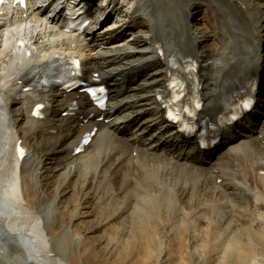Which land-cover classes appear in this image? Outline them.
Listing matches in <instances>:
<instances>
[{
  "label": "bare ground",
  "instance_id": "bare-ground-1",
  "mask_svg": "<svg viewBox=\"0 0 264 264\" xmlns=\"http://www.w3.org/2000/svg\"><path fill=\"white\" fill-rule=\"evenodd\" d=\"M61 1L28 0L23 7L11 1L0 8L2 262L70 264L64 243L67 228L63 232L51 234L52 241L49 235L54 226L51 223L57 217L53 215L60 216L56 211L59 195L54 198L51 194L41 195L45 188L46 169L51 164L58 170L56 176L71 179L83 190L88 187L96 190L99 202L114 208L115 218H144L149 210L155 211L158 206L162 209L173 206L179 212H188L181 202H185L183 191L187 196L189 189H193L198 200L214 198L215 203L201 207L213 214H219L223 208L226 211L223 213L228 215V204L230 216H239L242 202L260 205L261 192L257 188L264 190V96L257 106V113L243 120L244 126L239 132L232 128L224 133V141L228 140L229 144L225 142L224 148H214L217 157L204 158L205 150L198 151L194 141L188 144L190 137H173L172 133L162 131L165 124H169L162 118L164 101L161 99L168 89L169 71L173 64L182 61L185 56L197 58L201 65L204 109L215 121L227 97L226 89L236 91L252 75L264 80V65L259 67L260 57L256 59L255 46L249 35L245 34V39H235L233 35L222 34L219 30L218 37H223L220 40H223L224 48L228 47V52L225 53V50L222 55L219 50V58L209 54L208 45H204L209 37L206 40V36L202 35L206 34L201 32L199 14L204 15L209 7L215 10L214 4L209 3L215 0L198 3L192 0L191 7L195 3L199 5L196 6V15L190 14L191 0H166L164 4L163 0H129L135 6L129 21L128 15H124L126 17L122 20L113 21L112 18L124 10L120 3L108 5L104 9L105 17L101 18L100 15L80 34L64 30ZM231 1L227 3L228 8L232 6ZM237 1L247 21L248 16H253L249 23L257 28L256 47L259 48L264 43V30L259 28V24L257 27V21L258 16H264V0ZM173 7V18L163 16V9ZM163 18L168 25L163 22ZM189 19L195 21L193 29H190ZM239 20L241 24L244 23V18ZM210 21L213 22L211 18ZM232 27L237 35H242L243 28L237 21H232ZM64 57L79 58L84 64L86 75H97L104 82L112 84L109 109H114V114L107 111L105 118L97 121V116H92L93 109L84 94L78 91L65 93L52 87L23 90L22 81L32 71L50 66ZM220 67L224 68L219 70ZM145 75H152L149 77L151 80ZM121 76L137 77L139 80L132 84L119 80ZM22 95L23 98L18 101ZM78 98L80 109L77 115L66 116V104ZM38 104L44 105L40 116L35 115ZM107 118L109 121H106ZM86 119L88 121L85 122ZM241 123L232 126L235 129ZM95 128L97 132L92 144L98 146V152L87 157L88 147H92L89 144L84 152L74 154L76 139ZM130 128H133L131 132ZM54 133L56 136H53ZM19 145L27 149V157L23 160L17 156ZM48 148L49 151L45 152ZM239 163L245 165L246 172L244 167L243 173L235 172V166ZM122 168H125L124 172H121ZM227 176L233 179L230 184L234 190L231 185L225 184ZM252 177L254 182L250 180ZM217 179H222L220 185ZM29 180L40 193L39 205H32L25 197ZM117 182L121 184L116 188L114 185ZM133 186H139V191L130 190ZM206 192L207 195H204ZM140 195L145 202L137 204ZM247 207L258 213V209L262 208ZM220 217L223 220L225 216ZM204 218L208 219L206 216ZM247 221L248 218H242V222ZM18 253L19 258H16Z\"/></svg>",
  "mask_w": 264,
  "mask_h": 264
},
{
  "label": "rangeland",
  "instance_id": "rangeland-1",
  "mask_svg": "<svg viewBox=\"0 0 264 264\" xmlns=\"http://www.w3.org/2000/svg\"><path fill=\"white\" fill-rule=\"evenodd\" d=\"M165 1L163 0V4ZM198 1L206 2V0H196V3ZM218 1H221V5H219ZM228 2L230 0L209 1V3L214 4L215 10L212 11V7H209L204 12V15H201L203 13L199 14L201 19V32H205L206 35L201 34L203 37L206 36V40L209 37V40L205 41L204 45H208L207 48L209 49L210 55L218 58L221 57L220 53L224 55L228 52V47L224 48L222 44L223 40H220L223 37H218L217 34L219 30L222 34L228 33L226 22L219 17L220 7ZM231 2L233 3L229 9L237 13L240 4H235L233 0ZM191 3L192 0L189 6L190 13L197 10L195 6L190 8ZM174 11V7L166 10L163 9V16L173 18ZM205 16L210 17L213 22L211 23L210 18H205ZM242 16L241 14L239 18H242ZM249 21L245 22L246 32L251 35L253 34L254 38L256 30L255 28L253 30L251 22L249 23ZM163 22L168 25L166 19ZM131 50L137 52L136 49ZM224 51L225 53H223ZM223 68L220 67L219 70ZM145 76L148 80H151L149 77L152 75ZM135 78H127L126 80L135 84L139 80V78ZM132 130L133 128L129 132ZM54 135L56 136V134ZM49 149L44 150L47 152ZM97 150L99 148L96 144L92 145V147L90 146L88 152H86V156L89 157L97 153ZM43 153L42 151L41 154ZM239 164L235 166L236 168L234 167L235 172L237 174L246 172L247 168L245 165L243 166L242 163ZM243 167L244 171L242 170ZM227 168L229 169V167ZM46 170L47 173L44 176L46 177V180H44L45 188L41 191V195L46 194L47 196L51 194L52 198L59 195L60 199L56 202L58 203L56 211L59 212L60 216L53 215L57 217L51 223L54 226H52V230L50 229V241H52L53 237L51 234L54 235L63 232V229L67 228L64 243L67 248L66 257L70 264H264V190H261V187L257 188L259 191L256 190L259 193L261 192L260 198L258 197L259 200L261 199L260 205L242 202L240 206L241 212L238 213L240 217L237 215L230 216L229 204L227 205L228 215L224 214L226 211L223 208H221L219 214H213L207 208L202 210L203 206H206L207 203L208 205L215 203L214 198L206 199V201L204 199L198 200V196L195 195V192L193 193V189H189L187 196L185 191H183L182 196L184 199H182L185 202H181V205H185L188 212H179V209L173 206H171L173 207L172 209L171 207L166 208L165 206L162 209L158 206L154 209L155 211L149 210L150 212L146 213L144 218L132 217L121 219L114 217V208H109L106 206V203L102 204L99 202L97 191L93 188L88 187L83 190V188H79L78 184L71 179H67L62 175L61 177L56 176L58 170L54 168L53 164L49 165ZM124 171L125 168H122L121 172ZM56 178L57 180L55 181L54 179ZM227 178L230 179L228 180ZM231 179L230 176L225 177V184H229L230 186V182L233 181ZM221 180L217 179L218 185H220ZM250 180L254 182L253 177ZM119 184L121 182H117L114 186L117 188L120 186ZM27 185L29 188L26 189L25 187L26 199L34 206L39 205L38 199L40 193L38 194V189H35L36 185L34 186L31 180L28 181ZM210 186L212 185L210 184ZM135 187H131L130 190L134 189V191H139L140 187ZM189 187L186 186V188ZM203 188L205 187L201 189ZM232 189L229 190L232 191ZM144 194H147V192ZM204 195H207V192ZM141 196L140 201L136 202L137 204L145 202L144 199H141ZM191 198L196 200L193 201ZM197 203L198 206L196 205ZM237 203L239 204L240 202ZM245 204L252 207L261 206L262 208L258 209L260 210L258 213L256 210L249 209ZM174 213L178 216H175ZM221 215L225 216L223 219L225 222L221 220ZM202 216H206L208 219H203ZM226 217L229 218L227 219ZM244 217L248 218V223L242 222V218ZM230 221L231 223L229 224ZM56 248L58 250V246ZM57 250L55 249V251ZM17 255L20 254L18 253L15 256L19 258ZM0 261V264H4L2 259Z\"/></svg>",
  "mask_w": 264,
  "mask_h": 264
},
{
  "label": "water",
  "instance_id": "water-1",
  "mask_svg": "<svg viewBox=\"0 0 264 264\" xmlns=\"http://www.w3.org/2000/svg\"><path fill=\"white\" fill-rule=\"evenodd\" d=\"M29 264H35V262L31 261Z\"/></svg>",
  "mask_w": 264,
  "mask_h": 264
},
{
  "label": "snow or ice",
  "instance_id": "snow-or-ice-1",
  "mask_svg": "<svg viewBox=\"0 0 264 264\" xmlns=\"http://www.w3.org/2000/svg\"><path fill=\"white\" fill-rule=\"evenodd\" d=\"M22 151V150H21Z\"/></svg>",
  "mask_w": 264,
  "mask_h": 264
}]
</instances>
